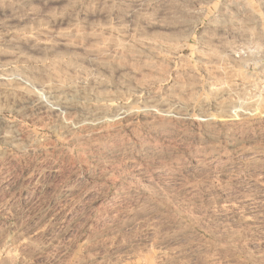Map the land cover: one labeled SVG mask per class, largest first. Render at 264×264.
I'll return each mask as SVG.
<instances>
[{
  "label": "rangeland",
  "instance_id": "1",
  "mask_svg": "<svg viewBox=\"0 0 264 264\" xmlns=\"http://www.w3.org/2000/svg\"><path fill=\"white\" fill-rule=\"evenodd\" d=\"M0 264H264V0H0Z\"/></svg>",
  "mask_w": 264,
  "mask_h": 264
}]
</instances>
